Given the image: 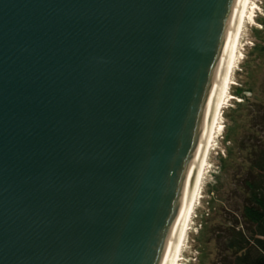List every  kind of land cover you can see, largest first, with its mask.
Wrapping results in <instances>:
<instances>
[{
    "label": "water",
    "instance_id": "obj_1",
    "mask_svg": "<svg viewBox=\"0 0 264 264\" xmlns=\"http://www.w3.org/2000/svg\"><path fill=\"white\" fill-rule=\"evenodd\" d=\"M241 0H0V264H168Z\"/></svg>",
    "mask_w": 264,
    "mask_h": 264
},
{
    "label": "rangeland",
    "instance_id": "obj_2",
    "mask_svg": "<svg viewBox=\"0 0 264 264\" xmlns=\"http://www.w3.org/2000/svg\"><path fill=\"white\" fill-rule=\"evenodd\" d=\"M253 1L258 8L253 20L245 21L238 61L231 76L229 102L224 105L220 118L224 130L217 134L211 148L202 194L179 264H221L226 229L235 220L241 222L243 193L239 181L244 162L239 146L248 139L263 137L253 112L256 107L264 106V0ZM242 89L244 101L234 96ZM235 102L243 104L237 107Z\"/></svg>",
    "mask_w": 264,
    "mask_h": 264
},
{
    "label": "trees",
    "instance_id": "obj_3",
    "mask_svg": "<svg viewBox=\"0 0 264 264\" xmlns=\"http://www.w3.org/2000/svg\"><path fill=\"white\" fill-rule=\"evenodd\" d=\"M244 91L242 89L234 96L244 101ZM240 104L243 103L235 102L237 107ZM253 114L263 137L248 139L239 146L244 162L239 181L243 193L241 222L235 220L226 229L221 264H264V106L256 107Z\"/></svg>",
    "mask_w": 264,
    "mask_h": 264
},
{
    "label": "bare ground",
    "instance_id": "obj_4",
    "mask_svg": "<svg viewBox=\"0 0 264 264\" xmlns=\"http://www.w3.org/2000/svg\"><path fill=\"white\" fill-rule=\"evenodd\" d=\"M257 8L258 6L253 0L240 1L235 26L168 264L180 263L184 243L188 236V228L190 226V222H192V217L196 212L195 209L198 198H200L202 194V185L205 179L209 154L211 148L213 147V143L216 141L218 136L217 134L224 130L221 125L220 118L222 117V112L225 108L224 105L226 102H229V87L232 84L231 76L233 74L234 66L238 61V47L242 37L243 28L245 26V21L253 20L254 11H256Z\"/></svg>",
    "mask_w": 264,
    "mask_h": 264
}]
</instances>
